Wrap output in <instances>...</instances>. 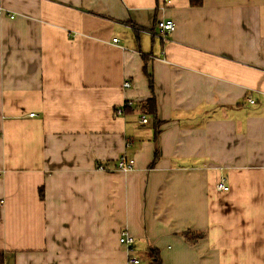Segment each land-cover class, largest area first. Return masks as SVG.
Wrapping results in <instances>:
<instances>
[{"label":"crops","instance_id":"0c3cea01","mask_svg":"<svg viewBox=\"0 0 264 264\" xmlns=\"http://www.w3.org/2000/svg\"><path fill=\"white\" fill-rule=\"evenodd\" d=\"M1 3L4 264H264V0Z\"/></svg>","mask_w":264,"mask_h":264},{"label":"built area","instance_id":"2783aa9c","mask_svg":"<svg viewBox=\"0 0 264 264\" xmlns=\"http://www.w3.org/2000/svg\"><path fill=\"white\" fill-rule=\"evenodd\" d=\"M7 15L8 18L13 19L12 15L6 14V11L4 10L1 0H0V16L1 15ZM156 28V36L159 38H165L167 37L173 30H174V23L172 20H159L155 24ZM113 43H117V39H112ZM129 84L124 83L123 88H128ZM252 103V101H250ZM130 107V104L128 102H125L118 110H116V114L121 115L123 112V109ZM140 122L142 124H147V119L142 117ZM133 168V160L127 159L124 155H121L117 160L116 169L123 171V172H129ZM101 170V168H99ZM216 189L221 192H228L229 187L222 181H218L216 184ZM118 244L123 246L126 253V263L127 264H140V260L134 256L133 254V244L134 239L129 236V234L122 230L120 231L118 235Z\"/></svg>","mask_w":264,"mask_h":264},{"label":"trees","instance_id":"16d2710c","mask_svg":"<svg viewBox=\"0 0 264 264\" xmlns=\"http://www.w3.org/2000/svg\"><path fill=\"white\" fill-rule=\"evenodd\" d=\"M200 5H201V0H190L191 7H199ZM140 109L143 114L153 116L154 121H155L156 109L154 105V100L152 98L144 101L141 104ZM40 197H41V194H40ZM186 233H189V232H186ZM147 259H148L147 264H163L159 258L158 252L153 249H149ZM4 261H5V254L3 252H0V264H4Z\"/></svg>","mask_w":264,"mask_h":264}]
</instances>
